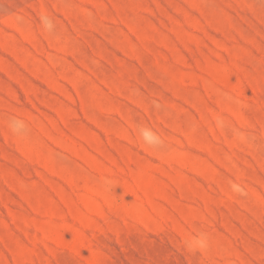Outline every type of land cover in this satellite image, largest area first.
Returning a JSON list of instances; mask_svg holds the SVG:
<instances>
[{"label": "rangeland", "instance_id": "374dc122", "mask_svg": "<svg viewBox=\"0 0 264 264\" xmlns=\"http://www.w3.org/2000/svg\"><path fill=\"white\" fill-rule=\"evenodd\" d=\"M0 264H264V0H0Z\"/></svg>", "mask_w": 264, "mask_h": 264}, {"label": "clouds", "instance_id": "9594fccd", "mask_svg": "<svg viewBox=\"0 0 264 264\" xmlns=\"http://www.w3.org/2000/svg\"><path fill=\"white\" fill-rule=\"evenodd\" d=\"M148 139L150 143L154 142V138H148Z\"/></svg>", "mask_w": 264, "mask_h": 264}]
</instances>
